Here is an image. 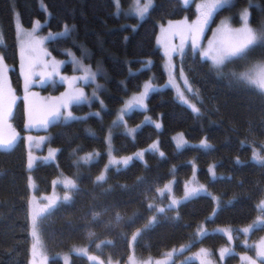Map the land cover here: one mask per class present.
I'll list each match as a JSON object with an SVG mask.
<instances>
[{"label":"trees","instance_id":"obj_1","mask_svg":"<svg viewBox=\"0 0 264 264\" xmlns=\"http://www.w3.org/2000/svg\"><path fill=\"white\" fill-rule=\"evenodd\" d=\"M133 2L119 0L117 6V0H0V56L9 68L7 88L10 85L13 92H19L21 87L14 9L26 27L38 20L43 22L42 31L56 32L63 31L67 24L70 34L50 38L48 54L63 61L64 69L75 66L74 56L95 70V84L97 81L101 86L91 101L70 106L76 113L74 117L86 119L66 122L60 116L41 131L46 134L44 142L58 150L54 161L39 162L30 170L26 164L28 143L20 135L11 146L0 149V264H30V171L40 188L48 187L49 181L61 183L64 179L77 185L69 201L58 204L41 219L47 264H64L66 255L71 258L69 264H108L106 259L113 257L123 263L132 232L136 233L132 252L143 259L199 264L191 251L202 249V245L216 246L217 250L225 242L220 230L238 232L261 210L264 166L253 160V150L264 156V92L238 77L250 74L248 67L264 64V46L226 64L221 75L210 70L211 61L202 62L198 54L189 57L184 71L194 87L189 94L199 108V114H194L189 104L182 103L174 89L165 84L164 56L157 40L167 21L194 18V5L182 0H153L150 13L140 19L132 11ZM244 7L249 9L254 28L264 23V0H233L214 15L206 36L225 15L237 24ZM143 61L151 64L145 66ZM149 80L156 84V91L146 100L148 111L133 108L126 113L124 123L114 125L125 102ZM17 108L20 119L13 120L16 114L10 119L23 129L25 109L21 110V104ZM53 108H43L39 116L45 117ZM26 110L32 112L33 106ZM146 116L160 122L162 128L157 130L153 123L145 122ZM13 128L12 124L3 125L0 134L7 139ZM127 128L137 131L130 136ZM109 133L115 158L134 157L154 141L159 142L164 157L159 152L145 151L143 160L134 158L128 166L109 165ZM180 134L187 143L177 149L173 138ZM203 139L210 147L199 146ZM89 153L98 155L86 164L77 163L79 157ZM209 167H214L217 179H212ZM102 173L105 179L97 183ZM190 178L211 195L201 193L178 207H169L170 197L182 200L183 184ZM167 184L171 193L164 190ZM158 190H164V206L151 202L154 194L159 198ZM212 196L220 199L215 214ZM159 208L165 211L160 213ZM177 216L179 219H175ZM149 221H153L151 227H147ZM201 226L206 234L198 236ZM90 230L95 233L86 238ZM96 244L97 254L103 252L101 246H106L112 257L106 256L100 262L91 260L89 254L96 252L90 250ZM76 250L80 254H75ZM187 254L191 258L181 259ZM225 262L230 264L228 256Z\"/></svg>","mask_w":264,"mask_h":264},{"label":"rangeland","instance_id":"obj_2","mask_svg":"<svg viewBox=\"0 0 264 264\" xmlns=\"http://www.w3.org/2000/svg\"><path fill=\"white\" fill-rule=\"evenodd\" d=\"M182 1L184 2V4L192 3L194 5L195 12H196L197 4H202L206 2V0H186V2L185 0H182ZM232 1L233 0H230V4L228 5H231ZM139 3L143 4L144 0H139ZM133 4H132V11L136 14L137 0H134ZM244 8H242L239 11V14ZM16 13L17 11L14 9L13 20H14V26H15V31L17 35L18 51H19L21 46L28 41L29 39L28 33L32 32L34 23L30 27L24 26L21 23L20 19L17 21L16 15H15ZM229 17L230 15H225L224 18L220 19L221 21L219 20L218 25H214L211 27L210 33L207 36L205 32V35L202 37L203 49H206L208 47L209 40L214 38L213 34L221 26L222 21H227L230 27L232 28H238L241 26L240 19H239V22L236 24V23H232ZM196 18H197V14H195V17L192 19H187V18L186 19L188 23H191L192 21L196 20ZM183 20H185V18H181L177 20H170V21H172L175 24V22H179ZM39 22L40 24H39V27L35 31V36L39 39H42L44 43L42 45V50L38 49L37 52L34 53V55L38 56L40 60L42 61V63L36 69V71L38 73L39 72H51L52 75L50 77L43 78V82H41L42 77H40L39 75L32 78L33 83L30 85L28 89V93H27L28 95L27 104L24 99L26 95L25 89H24V79L21 76L20 91L14 92L16 99H15V103L12 105V110H13L12 116L14 117V114H16L13 120L16 119V121H18L20 119V112H19V108H17V105L21 104V107H22L21 110L25 109L24 113H26V119L24 120V123L22 125L23 129L19 128L17 126V122L15 124L14 121L11 119H7L4 123V125L6 126L11 125V124L13 125L14 128L10 131V135H12V133H15L16 138L20 135L22 139H25L27 141L28 146L26 148L27 150L26 152L27 153V163L26 164L28 168H29L28 166L29 155L31 154V156L33 157L32 167L29 168L30 170L33 169V167L39 162L48 163L56 159V154L53 157L49 158V150L56 149V148L44 142L46 134H43L41 131H43L50 122L56 120L57 118L53 119L49 117V122L47 124H41L39 123V121L42 120L44 117L39 116L40 111L43 108L55 107V105L57 104V101H60V99L66 95L73 94L76 90L82 91L85 97H87V94H88V98L86 99V101L87 100L91 101L92 98H95L93 96V92L97 93L99 89L97 88V85H98L97 81H96V84L95 82H91V81L86 82L84 80H76L75 82L72 81L71 79L72 77L83 76V73L79 71V65L77 66L72 65L71 69H64L63 61L57 58H54L50 55H47V56L44 55V52L48 53L47 41L50 38L56 35H59L63 31H56V32H50L49 30L42 31L41 27H42L43 22L42 21H39ZM17 23L21 25L19 35H18V30H17ZM168 29H169V21H167L163 26H161L160 31L158 33V37H157L158 44L164 56V62H163L164 70L166 71V76H167V80L165 84L170 85V87L174 89L175 94L179 100H180V93H183L185 99L188 101V104L189 105L193 104L195 106V102L193 101L194 97H192L193 96L192 94L191 95L189 94L193 91L194 87L190 84V81L188 80L189 84L191 85V90H192V91H189L188 87L185 85L184 80L181 78V75H180L181 68H183V70L185 69L184 64L186 60L189 57L193 56L190 43L189 45L186 46L185 54L183 57L177 52V54H175L173 58L169 61V59L165 56V51L173 45L177 46L178 48L181 41H180L179 36H175V37L171 36L167 31ZM197 54L199 55V53ZM53 60L57 62H63V63L59 65L58 69L53 70V67H52ZM45 63L48 64L47 68H45L44 66ZM19 64H20V60L18 63V67H19ZM247 69H250L249 70L250 75H256L260 73L262 70H264V64H257L251 68L248 67ZM91 70L95 72L94 69H91ZM19 71H20V67H19ZM170 73L174 76V83H171V84L169 83ZM184 76L186 77L185 71H184ZM58 84H62V86L59 89L55 87ZM153 86L155 87L156 84H153ZM47 87H50L51 90H46L45 88ZM5 91L7 93L6 85H5ZM5 102L6 103L8 102L7 95L5 97ZM73 103H76V102H73ZM73 103L69 105L67 111H70L73 116H76V113H74L70 109V106ZM28 106H33L32 112L31 111L29 112L28 110H26L28 109ZM133 108H138V107H133ZM61 119L65 121L63 116H61ZM26 125H29V126H26ZM32 131L35 133H33ZM28 137H32V140L29 141L27 139ZM40 138H44L43 141H41ZM115 159L120 160L121 158H115ZM186 183L197 185L196 183H194L193 178H190ZM186 183L183 184L184 190H185ZM167 185L170 187L169 184ZM28 186H29V194H28V200H27V216H28L29 235L31 238L30 264H47L48 259H47V255L45 252V240L42 236L41 227H40L41 219L44 218V216H46L50 211H52L53 208H55L58 204H61L65 201H69L71 198V195L73 194L72 193L73 190L69 194V189H66L64 187L63 182L60 183V182H55V181H53L52 183L49 181L48 187L44 185L46 186V188L44 186L40 188L37 185V182L34 179L33 173L31 171L28 173ZM160 195H162V198H160ZM66 196H69V199L66 200L65 199ZM164 201H165V194H162L161 192L159 194V198L155 194L151 198V202H153V204L164 206L163 205ZM258 218H260V220H258ZM253 224H255L256 227L252 228L249 232L245 233L243 231V229L248 228L250 225H253ZM225 231H229L231 233L232 235L231 242L229 241L228 236L225 235V232L221 231L223 236L225 237V242L221 244L222 245L221 247L215 250L214 247L216 246L212 247L208 245H205V246L202 245L203 247L202 249L206 250L208 254L204 255L201 252L202 249H198V250L195 249L191 251L192 253L191 257L196 259L199 262V264H202V261H210L211 264H226L225 259L227 256H228V259L230 260V264H249V260L245 259L246 257L251 258L252 261H255V264H264V261H262V258L258 257L256 254L257 253L256 245L260 243L261 240H264V210L261 209L256 219L252 223L246 224V226H244L243 228L238 229V232H234L232 230H226V229ZM94 233L95 232L90 230L87 232L85 236L86 238L88 237L90 238ZM108 233L105 236H108ZM135 235L136 233L132 232L129 236L130 248H129V252H127L128 250L124 251L127 254L125 256V259L124 257L122 258L124 259L123 263L122 261L116 262L115 257H113L112 259L111 258L106 259V256H110L108 255L110 253V247L108 248L106 246H101L100 248L103 252L100 254H97L96 249L98 247V244H96L93 248H91L90 251L92 253H95V252L96 253L89 254V258L91 260H96L98 262H100L101 259H103V261L104 259H106L108 264H158V263H154L153 261H149V259L147 258L143 259L144 256L139 255L136 252L135 253L132 252L133 243H134L133 237ZM107 241H110V239H108ZM223 248H228L230 249V251L226 253L225 256L222 258L220 255V250ZM80 250L82 253L86 252V249L84 248H81ZM78 252L76 250L75 254H80ZM188 255L189 254L183 255L181 259H183L184 257L191 258ZM70 259L71 258L68 255L64 256L63 258L64 264H69ZM167 261L168 259L166 260L160 259L159 264H166Z\"/></svg>","mask_w":264,"mask_h":264},{"label":"snow or ice","instance_id":"obj_3","mask_svg":"<svg viewBox=\"0 0 264 264\" xmlns=\"http://www.w3.org/2000/svg\"><path fill=\"white\" fill-rule=\"evenodd\" d=\"M186 2V0H185ZM230 4V0H206V2L202 4L196 5V14L197 18L196 20L192 21L191 23H188L187 19L179 22H175V24L172 21H169V29L167 30L168 33L175 37L179 36L180 38V45L178 46H171L165 51V56L169 59V61L173 58L177 52L183 57L185 54V48L190 43L191 50L193 52V55H196L199 53V56L201 58V61H211V71H215L217 75L222 74V69L226 64L233 62L235 60L243 59L245 58L250 51H252L257 46H264V23H261L258 27H252L250 24V13L249 9L246 7L244 8L240 14L239 19L241 22V26L238 28H232L230 27L229 23L227 21H222L221 26L214 32V38L209 40L208 47L206 49H203L202 44V37L205 35V32L208 28H210L211 23L214 22V15L218 12V10L224 8L226 5ZM117 6H119V0H117ZM154 7L153 0H144L143 4L139 3V0H137V7H136V15L140 19H143L144 16L148 15L150 13V10ZM17 21L19 20V14L16 13ZM40 22L37 20L33 24V30L31 33H28V41L23 44L19 50V60H20V75L24 79V89H25V102L27 104L28 101V89L30 85L33 83V77L39 75L42 77L41 82H43V78L50 77L52 75L51 72H37L36 69L40 66L42 61L40 58L36 55H34L35 52H37L38 49L42 50V45L44 41L42 39H39L35 36V31L39 27ZM21 29V25L17 23V30L18 35ZM135 29H133L134 31ZM71 32V29H69L68 25H64V30L59 35L61 36H67ZM51 35V34H50ZM127 39V37L125 38ZM203 49V50H201ZM44 55H49L47 52H44ZM69 56H72V53H68ZM63 62H57L55 60L52 61V67L53 70H56L59 68V65ZM72 63L74 65H79V71L83 73V76L81 77H72V81L75 82L76 80H84L86 82L91 81L95 82L97 73L93 72L91 68L84 66L80 61H77L75 57H72ZM145 66H148L151 64V61H143L141 62ZM45 68L48 67V64H44ZM9 72V68L5 63V59L3 56H0V129H2L5 121L7 119H10L13 110L12 105L15 103V94L13 90L11 89L10 85L7 88V93L5 91V84L7 81V74ZM131 75V73H130ZM181 78L184 80L185 85L188 87L189 91H191V85L189 84V81L187 77L184 76V70L181 68ZM235 75V73H233ZM239 80L245 81L248 84L255 85L257 88L261 90V92H264V70H262L260 73L256 75H250V74H243L238 77ZM169 83H174V76L170 73V80ZM100 85H97V88H100ZM156 91L154 88L151 80L146 82L143 85L142 90L137 94L131 97L128 101L125 102L124 108L120 110V112L117 114V121H114V125L119 123H124L125 121V115L127 112L131 111L133 107H138L144 111H148L146 100L148 99L151 92ZM7 95L8 102H5V97ZM93 96H96V93L93 92ZM87 97H85L84 93L80 90H76L73 94L66 95L62 97L55 105V107L52 109V111L48 112L45 117L39 121L41 124H47L49 122V117L55 119L60 116L64 117V120L66 122L71 120H77V119H86V118H77L72 115L70 111H67L69 105L73 102L80 103L86 100ZM180 100L184 104H188V101L185 99L183 93H180ZM101 105L103 107V102L101 101ZM191 107V110L194 114H199V108L195 107L194 105H189ZM63 109L64 111H61ZM92 115H95L97 117L100 116V113H93ZM145 122L153 123L155 128L157 130H160L162 128V124L158 121H152L151 117L146 116ZM31 123V122H30ZM29 126V125H26ZM10 127V125H9ZM141 127L140 125L137 126V128ZM137 129L127 128V134L133 135ZM16 139V134L12 133L7 139L3 137L2 134H0V149H6L9 146H11ZM29 141L32 140V137L27 138ZM41 141H43L44 138H40ZM176 144L177 149L182 148L187 141L184 139L183 134H180L177 137L173 138ZM106 143L109 145V165H118L122 164L124 166H128L129 163L135 158L143 160L144 158V152L145 151H152V152H159V155L161 158L164 157V153L160 151L159 148V142L154 141L151 145H149L148 149L142 150L140 152H137L133 156L129 157H123L120 160H116L115 157L112 156V150H111V133H109V136L106 139ZM201 148H208L210 145H208L207 140L203 139L200 141ZM57 149H50L49 150V158L53 157ZM96 155V153H89L85 156L79 157V162L88 163L91 161ZM253 160L256 161L258 164L264 166V156L259 155V153L256 152V150H253ZM237 164L240 163L239 160L236 161ZM33 163V157L31 154L29 155L28 160V166L29 168L32 167ZM108 166H106L107 169ZM193 170L195 172V166H193ZM209 174L212 176V179H217L214 171V167H209L208 169ZM105 176L102 173L100 176L96 178V182H102L104 181ZM64 187L66 189H69V194L72 190H75L77 185L74 181L65 179L63 181ZM169 193H171V188L168 185H165V189ZM164 190H158L161 191V193ZM201 193H204L206 195H211L210 193H207V190L204 188L203 185H192L190 183L185 184V190H184V196L182 200H177L173 197H170L171 204L169 207H178L183 202L191 200L192 198L200 195ZM212 201L216 204V208L213 209L214 214L219 210L220 208V199L219 197L212 196ZM65 199H69V196H66ZM153 205H149V208L151 209ZM259 207L264 210V200L260 202ZM158 212L163 213L165 211L164 208L157 209ZM117 219H120L119 216H117ZM175 219H179L177 216ZM210 219V218H209ZM260 220V218H258ZM153 225V221H149V225L147 227H151ZM256 227L255 224L250 225L248 228L243 229L245 233L249 232L252 228ZM224 231L225 235L228 236L229 241L232 240V235L229 231ZM138 234V233H137ZM206 234L204 232L203 227L201 226L200 230L198 231L197 235H204ZM135 239V236L133 237ZM257 249V256L262 258V261H264V240H261L260 243L256 245ZM230 249L223 248L220 250V255L223 258L226 253H228ZM201 252L204 255H207L208 253L206 250H201ZM131 259V258H130ZM249 260V264H255V261H252L251 258H245ZM159 264V262H158ZM202 264H211L210 261H202Z\"/></svg>","mask_w":264,"mask_h":264}]
</instances>
